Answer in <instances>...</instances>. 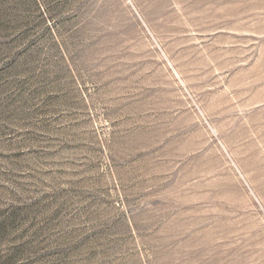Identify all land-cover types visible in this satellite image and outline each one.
<instances>
[{
	"label": "rangeland",
	"instance_id": "obj_1",
	"mask_svg": "<svg viewBox=\"0 0 264 264\" xmlns=\"http://www.w3.org/2000/svg\"><path fill=\"white\" fill-rule=\"evenodd\" d=\"M0 264H264V0H0Z\"/></svg>",
	"mask_w": 264,
	"mask_h": 264
}]
</instances>
